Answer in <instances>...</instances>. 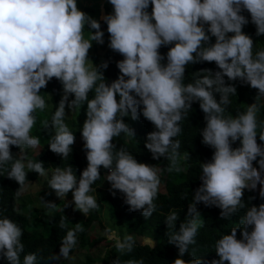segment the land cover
<instances>
[{
    "label": "clouds",
    "instance_id": "obj_1",
    "mask_svg": "<svg viewBox=\"0 0 264 264\" xmlns=\"http://www.w3.org/2000/svg\"><path fill=\"white\" fill-rule=\"evenodd\" d=\"M109 3L113 13L102 19L107 24L108 47L123 56L116 65L120 75L110 85L99 83L95 97L88 100L96 82L105 79L102 69L108 67L107 62L92 70L86 66L92 47L90 40L104 43L100 22L79 10L77 0H0V167L12 161L7 177L20 185L17 196L26 181V167L30 172L45 175L42 162L25 163V154L14 158L10 146L22 149L39 145V139L29 134L35 124L33 113L46 107L40 91L56 78L63 85L64 95L48 125L55 130L49 148L62 157L68 156L75 136L64 123L66 105L75 109L87 101V118L81 134L88 166L79 179L72 167H56L48 187L61 199L71 191L76 209L86 216L98 208L95 197L89 193L91 185L101 177L102 166L108 170L106 180L111 189L125 195L131 211H141L144 218H149L156 209L153 201L157 192L165 193L163 179L158 175L160 170L137 162L123 148L114 153L113 137L122 132L134 135L124 118L136 120L139 112L156 129L147 135L145 144L152 158L169 159L168 171L183 173L186 162L183 157L178 158L180 142L173 138L181 133L182 114L198 101L206 121L201 131L202 142L215 151L210 162L201 164L202 184L188 206V216L193 219L180 224L169 243L179 250L174 264H204L201 259L182 258L188 246L195 243L200 226L196 217L201 218L198 212L201 210L197 204L218 207L220 218L227 219L244 207L245 189L260 190L264 199V145L257 143V106L255 103L248 106L246 113L236 118H225L222 107L228 103L229 94L237 91L235 86L226 85L224 77L230 81L239 79L264 96V50L253 56V40L242 31L249 21L241 14L243 10L250 13L257 35H264V0H109ZM85 24L93 32L90 40L83 36ZM212 37L214 44L210 43ZM170 45L174 46L169 47L165 65L159 49ZM201 62H215L220 71L204 70L207 75L184 85L186 65ZM70 95L75 97L71 102ZM259 139L264 141V134ZM236 141L240 147L234 149L232 144ZM45 205L49 209L57 206L53 202ZM177 219L176 212H171L166 218L167 226L172 227ZM239 223L241 227L233 228L216 242L219 259H213L211 264H264V204L250 207ZM60 227H65L64 221ZM81 230L79 223L75 230H68L61 241L59 256L51 259H68L77 244L76 232ZM107 232L109 239L115 238L118 251H132L135 243L132 236L121 240L110 229ZM22 234L11 219L0 218V257L6 258L8 264H20L24 251ZM36 261L37 255L30 253L24 256L23 264Z\"/></svg>",
    "mask_w": 264,
    "mask_h": 264
},
{
    "label": "trees",
    "instance_id": "obj_2",
    "mask_svg": "<svg viewBox=\"0 0 264 264\" xmlns=\"http://www.w3.org/2000/svg\"><path fill=\"white\" fill-rule=\"evenodd\" d=\"M80 1L83 0H77L79 10L88 16L99 15V11H95L94 7L86 4L83 5ZM98 1L100 0H84V2H96V4ZM103 6L105 15L113 13V6L109 3V0H104ZM148 11L151 12V6H149ZM241 14L249 21L248 24L243 26L242 31L253 40L252 51L253 56H255L257 52L264 50V35H257V29L251 22L250 13L243 10ZM99 22L101 24V31L104 32L103 44L90 40L93 32L87 24H85L83 29L84 39L90 40L92 43L86 60V66L92 70L107 62L108 67L107 69H102L105 79L96 82V85L88 93V100L95 97V87L99 83L103 82L110 85L118 78L120 73L116 65L118 61L123 59V56L108 47L109 34L107 32V24L104 21ZM228 35L231 36L232 34L229 33ZM210 43H215V37L211 38ZM171 46L174 45L162 46L159 49L160 54L165 57L162 61L165 65L167 63V52ZM204 70L220 71L215 62L189 63L186 65L182 82L184 85L193 83L196 79L208 74L203 72ZM224 79L226 85H233L237 90L236 94H229L228 103L222 105L225 108L224 117L236 118L238 115L246 113L248 106L255 103L258 109L256 113L257 143L264 145V141L259 139V136L264 134V96L258 95V90L251 88L250 85L239 79L235 81H230L227 77H224ZM40 95L45 100L46 107L43 110L36 109L33 113L35 124L29 133L30 136L38 138L40 143L36 148L23 147L19 149L16 146H10L11 153L14 158H19L20 155L25 154V163L28 160H31L33 163L42 162L45 172H54L56 167H60L61 169L72 167L73 173L79 179L83 170L88 166L86 159L87 150L84 148L85 142L81 134L84 124L81 121L86 116L87 101L81 102L78 107H75L80 120L74 119V117L78 116L77 114L74 116L69 115L70 109L66 105L64 123L75 136V140L73 145L70 146L68 156L62 157L59 154L53 153L49 148L52 137L55 135V130L48 125L51 124L52 116L64 95L63 85L56 78H52L47 86L41 89ZM73 99H75L74 95H70L69 102ZM216 99L219 102L220 95L218 93L216 94ZM182 115L183 118L179 122L181 133L173 139L180 142V147L177 150L178 158L183 157L186 162L187 169L183 173L178 172L177 174L175 170L168 171V168L171 166L169 159L161 157L159 160H154L152 158V154L145 147V144L147 143V135L156 129L139 112L138 119L136 120H132L130 116L124 118V122L134 131V135L122 132L119 136L113 137L112 140V143L115 145L113 149L114 153L123 148L133 155L137 162L154 166L160 170L158 175L160 180L163 179L165 193L160 194L157 192V196L153 201L156 209L149 218H144L141 211H131L130 207L125 203V195L119 192V190L111 189V185L105 176L108 170L102 166L99 169L101 177L91 185L92 191L89 193V195L95 197L98 208L90 210L86 216L84 215L80 219L70 217L68 212L58 207L60 203H57V206L53 209H49L45 203L41 204L38 200H32V198L28 204H17L19 196L29 194L31 190L37 187L38 184L34 185L33 182L41 175L30 172L26 167L25 171L28 172L26 181L21 194L17 196L16 191L20 185L15 180L7 177L12 161L0 167V218L8 217L22 229L21 243L24 245V251L20 255V264H23L24 256L30 253L37 255L36 264H58L59 261L51 259V257L59 256L62 239L66 236L68 230H75L77 223L81 225L82 230L76 232L77 244L70 251L69 255L76 253V250L79 248H92L102 239L96 237L94 240H90L89 234L95 225L103 228L100 219L103 207L108 210L110 214L109 218H112L114 222V224L111 223L110 227L108 226V229L111 231L116 230L121 240L126 236H132L135 241L131 252L118 251L114 243L107 250L106 254L107 259L112 264L116 260L119 261V264H128L129 261L141 260L143 264H174V260L178 258L179 250L169 243V239L179 231L180 224H186L189 220L193 219L192 216H188V206L193 203L195 190L202 184L200 180V176L202 175L201 164L210 162L215 151L202 142L201 131L206 127V121L199 102H193L191 109ZM117 118H120L119 114ZM232 147L234 149L240 147V142L236 141L232 144ZM256 162L254 161V163ZM256 168L259 170V165H256ZM262 178H264V173H262ZM242 199L244 207L227 219L220 218V208L215 206L206 207L202 202L197 204L200 205L201 210L198 211L201 218L196 217L200 222V226L194 238L195 243L188 246L187 253L182 257L185 261L196 258L201 259L204 264H211L213 259H219L215 253L216 242L223 235L230 234L233 228L241 227L239 222L250 207H259L260 204H264V199L260 197V190L245 189ZM47 201L51 202L50 199ZM29 211L30 215L33 213L32 218H34L35 223L38 225L37 227L32 228L29 226L28 220L24 215ZM173 211L176 212L178 219L172 227H168L166 218ZM61 221H64V228L60 227ZM137 238H147L153 242V246L143 244L142 239L141 241H137ZM237 238H241L239 231L237 232ZM85 260V264L93 262L89 255H86ZM0 264H8V261L6 258L0 257Z\"/></svg>",
    "mask_w": 264,
    "mask_h": 264
},
{
    "label": "rangeland",
    "instance_id": "obj_3",
    "mask_svg": "<svg viewBox=\"0 0 264 264\" xmlns=\"http://www.w3.org/2000/svg\"><path fill=\"white\" fill-rule=\"evenodd\" d=\"M83 3V5H88L90 7H94L96 10L99 11V15H91L92 18L98 20V21H103V17L105 16L104 13V0H100L97 2L93 3H87L84 1H80ZM97 6V7H96ZM94 11V12H95ZM78 110V108H76ZM76 110L70 109L69 115L74 116ZM86 116L84 119H82L81 122L84 123L86 120ZM75 120H80L79 116L74 117ZM106 173L105 176H107ZM53 175V171H46L45 175L39 177L37 180H35L33 183L34 185L38 184L37 187L34 190H31L29 194H25L24 196L22 195L21 197H18L17 204H28V202L31 200H38L41 204H44L45 202H48L47 200L50 199L51 202L58 204V207L65 212H68V215L72 218H77L80 219L82 216H84L83 213H81L78 209H76L75 204H74V198L72 195V192L70 191L67 196L63 199L58 198L55 194V191L50 189L48 187V181L51 179ZM257 189H260V185H257ZM162 191V188H161ZM43 200H42V199ZM65 204L69 205L68 207H65ZM28 220V224L30 227L34 228L37 227L38 225L35 223L34 218H32V215H30V211L24 214ZM110 214L108 210L103 207L100 213V219L102 222V227L105 228H100L98 225H95L94 228L90 230L89 234V239L94 240L96 237L102 238L99 242H97L92 248L87 249L85 248H79L76 250V253L69 255L68 259H64L63 257H60L59 259H56L59 261L58 264H85L86 260L85 257L86 255H89L93 262L91 264H112L109 259H107V250L110 249V247L116 243L115 238L109 239L108 238V226H111V223L114 224L112 218H109ZM112 233H115V236L118 237L116 230L111 231ZM119 238V237H118ZM142 238H137V241H141ZM144 243H148L150 245L152 244V241L150 242L149 240L142 239Z\"/></svg>",
    "mask_w": 264,
    "mask_h": 264
}]
</instances>
